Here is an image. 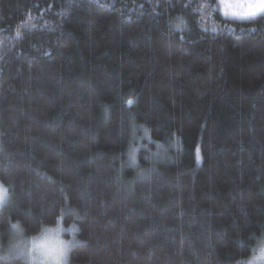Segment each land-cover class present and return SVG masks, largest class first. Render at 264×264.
<instances>
[{"label": "trees", "instance_id": "1", "mask_svg": "<svg viewBox=\"0 0 264 264\" xmlns=\"http://www.w3.org/2000/svg\"><path fill=\"white\" fill-rule=\"evenodd\" d=\"M215 2L0 0V244L9 219L64 214L72 264L247 253L264 231V14Z\"/></svg>", "mask_w": 264, "mask_h": 264}, {"label": "clouds", "instance_id": "2", "mask_svg": "<svg viewBox=\"0 0 264 264\" xmlns=\"http://www.w3.org/2000/svg\"><path fill=\"white\" fill-rule=\"evenodd\" d=\"M211 8L231 18H252L264 14V0H216ZM12 199L11 188L0 182V208ZM79 225L67 224L58 216L51 222H41L29 232L22 219H9L8 237L0 244V264H71V253L78 243ZM251 244L246 254H240L235 264H264V231L250 233ZM243 242V241H241Z\"/></svg>", "mask_w": 264, "mask_h": 264}, {"label": "snow or ice", "instance_id": "3", "mask_svg": "<svg viewBox=\"0 0 264 264\" xmlns=\"http://www.w3.org/2000/svg\"><path fill=\"white\" fill-rule=\"evenodd\" d=\"M208 7H209V5H203V6L201 7L200 11L203 12V10H204L205 8H208ZM209 14H210V13H209ZM259 15H261V14H254L252 18H255V17L259 16ZM183 23H184V22H183V20L181 19V20L179 21V23H177V24L175 25V27H176L177 29H181V26L183 25ZM212 30L215 31V30H216V26H213ZM176 143L178 144L179 141H177ZM157 147L159 148L160 146L157 145ZM154 155H155V154H154ZM130 158H131L133 161H135L134 150H133V152L130 154ZM196 162H197V164H200V163H201V157H200L199 150H197V154H196Z\"/></svg>", "mask_w": 264, "mask_h": 264}, {"label": "rangeland", "instance_id": "4", "mask_svg": "<svg viewBox=\"0 0 264 264\" xmlns=\"http://www.w3.org/2000/svg\"><path fill=\"white\" fill-rule=\"evenodd\" d=\"M60 216L63 217L64 222L66 223V221H65V215H64V214H61ZM66 224H67V223H66ZM77 241H78V239H77ZM71 264H72V263H71Z\"/></svg>", "mask_w": 264, "mask_h": 264}]
</instances>
